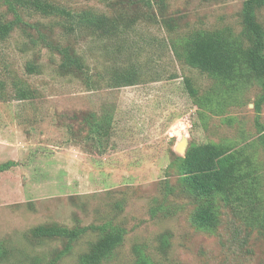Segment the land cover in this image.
Returning a JSON list of instances; mask_svg holds the SVG:
<instances>
[{
    "label": "rangeland",
    "instance_id": "1",
    "mask_svg": "<svg viewBox=\"0 0 264 264\" xmlns=\"http://www.w3.org/2000/svg\"><path fill=\"white\" fill-rule=\"evenodd\" d=\"M49 1L74 14L127 17L121 30L131 28L108 41L66 31L60 17L19 10L21 22L0 39L6 87L0 97V165L12 163L0 172V244L8 250L0 264H50L64 242L33 241L30 231L52 223L89 229L56 264H78L100 230L111 226L125 236L107 264H132L136 251L155 264H264V233L253 231L243 247L232 248L245 223L233 208H223L216 231L194 226L195 206L175 192L171 167L186 136L188 147L223 143L245 149L264 173V103L260 110L255 106L261 87L252 85L213 110L200 108L186 79L202 94L219 85L173 50L177 37L198 29L240 34L243 0H151V6L140 0ZM0 9L5 21L15 20L6 6ZM144 10L152 19L142 13L135 18ZM260 19L264 23V7ZM66 46L82 58L85 77L61 71L60 49ZM124 74L135 85H123L117 76ZM93 113L111 117L107 144L87 137L83 118ZM163 236L170 242L166 251L160 248Z\"/></svg>",
    "mask_w": 264,
    "mask_h": 264
},
{
    "label": "trees",
    "instance_id": "2",
    "mask_svg": "<svg viewBox=\"0 0 264 264\" xmlns=\"http://www.w3.org/2000/svg\"><path fill=\"white\" fill-rule=\"evenodd\" d=\"M140 4L151 6V0H140ZM3 5L15 16V20L5 21V14L0 9V39L9 36L14 26L21 22L19 10L33 11L44 17H60L66 22L64 23L66 31L90 33L108 41L113 37H120L123 29L128 31L131 28L128 25L121 30V22L127 17L110 18L106 14H96L92 11L74 14L49 0H0V7ZM263 7L264 0H243V30L240 34H236L231 28L198 29L173 41L174 54L178 60H184L190 67L207 74L219 85L218 91L202 94L190 79H186L188 93L200 108L213 110L214 104L220 107L227 102L230 103V99L236 98L239 93L257 84L263 91L255 102L256 109L260 110L264 103V23L260 19ZM141 13L143 18L152 19L153 15L149 10L137 13L135 18ZM129 18L134 21V17ZM165 23L171 26L170 19L165 20ZM172 30H175V26ZM119 39L121 38L116 41ZM60 54L63 59L62 72L76 78L86 76L83 60L76 54L74 48L63 47ZM127 75L117 77L125 86L135 85L132 75ZM5 89L0 77V97L4 95ZM18 94L22 98L26 96L23 89L19 90ZM110 119L109 116L99 117L94 113L84 116L83 121L90 129L87 137L107 144L112 138ZM244 150L223 143H193L185 155L175 154L171 163V167L177 173L175 192L180 195L182 193L195 206L192 222L196 228L208 232L216 231L222 221L223 208H233L235 215L243 217L244 227L236 231V246L231 243L233 249L243 247L244 240L247 238L249 240L253 231L264 233V173L255 159L246 155ZM11 165L12 163L0 165V172L7 170ZM88 230L87 227L69 228L52 223L33 228L30 237L33 241L64 242V247L57 251L50 263L56 264L70 254L75 243ZM100 233V237L92 243L90 250L80 256L78 264H107L124 244L125 231L120 227L104 228ZM169 247L168 237L163 236L160 239V248L166 251ZM136 253V259L132 264H155L154 259L145 251ZM7 255V248L0 244V261Z\"/></svg>",
    "mask_w": 264,
    "mask_h": 264
},
{
    "label": "water",
    "instance_id": "3",
    "mask_svg": "<svg viewBox=\"0 0 264 264\" xmlns=\"http://www.w3.org/2000/svg\"><path fill=\"white\" fill-rule=\"evenodd\" d=\"M188 145H189L188 138L186 136H183L182 139L176 145V151L181 155H185L188 149Z\"/></svg>",
    "mask_w": 264,
    "mask_h": 264
}]
</instances>
